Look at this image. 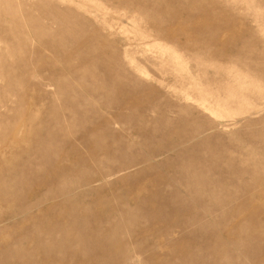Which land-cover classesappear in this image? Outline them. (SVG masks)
Masks as SVG:
<instances>
[{
	"label": "rangeland",
	"instance_id": "rangeland-1",
	"mask_svg": "<svg viewBox=\"0 0 264 264\" xmlns=\"http://www.w3.org/2000/svg\"><path fill=\"white\" fill-rule=\"evenodd\" d=\"M0 264H264V0H0Z\"/></svg>",
	"mask_w": 264,
	"mask_h": 264
},
{
	"label": "bare ground",
	"instance_id": "bare-ground-1",
	"mask_svg": "<svg viewBox=\"0 0 264 264\" xmlns=\"http://www.w3.org/2000/svg\"><path fill=\"white\" fill-rule=\"evenodd\" d=\"M49 173V172H48ZM48 173H44L43 175H38L39 179H46L49 177V174Z\"/></svg>",
	"mask_w": 264,
	"mask_h": 264
}]
</instances>
